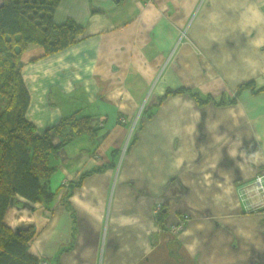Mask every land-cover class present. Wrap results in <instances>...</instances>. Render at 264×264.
Returning <instances> with one entry per match:
<instances>
[{
  "label": "crops",
  "instance_id": "0c3cea01",
  "mask_svg": "<svg viewBox=\"0 0 264 264\" xmlns=\"http://www.w3.org/2000/svg\"><path fill=\"white\" fill-rule=\"evenodd\" d=\"M53 20L83 33L60 52L23 53L26 119L40 135L76 113L96 132L59 149L49 204L9 205L7 227L34 229L29 253L45 264H264V212H244L239 196L264 171V93L251 91L264 87V0H59Z\"/></svg>",
  "mask_w": 264,
  "mask_h": 264
},
{
  "label": "trees",
  "instance_id": "16d2710c",
  "mask_svg": "<svg viewBox=\"0 0 264 264\" xmlns=\"http://www.w3.org/2000/svg\"><path fill=\"white\" fill-rule=\"evenodd\" d=\"M58 3L59 0H2L0 4V264H41L29 253L34 229H10L3 222L5 213L17 196L49 204L55 196L49 183L59 149L84 134L92 139L96 132L89 127L88 118L75 113L39 135L25 116L29 94L21 77L23 53L30 44L41 46L45 55L57 53L75 44L83 33L70 20L60 25L54 22ZM252 86L253 83L241 85L234 96L218 104L235 103L239 92ZM251 91L264 93V87ZM185 92L167 91L165 97ZM191 95L199 103L209 101V97ZM52 136L59 140L58 145L52 143ZM161 212L155 215L158 224Z\"/></svg>",
  "mask_w": 264,
  "mask_h": 264
},
{
  "label": "built area",
  "instance_id": "2783aa9c",
  "mask_svg": "<svg viewBox=\"0 0 264 264\" xmlns=\"http://www.w3.org/2000/svg\"><path fill=\"white\" fill-rule=\"evenodd\" d=\"M143 1L146 4L153 2V0ZM239 196L243 204L242 206L244 212H264V171L256 174V176L251 181H249V183L240 184ZM160 208V206L155 208V215L158 213ZM186 221L187 218L183 217L178 223L170 226L169 232L173 235H177L183 229ZM41 264H45V262L42 261Z\"/></svg>",
  "mask_w": 264,
  "mask_h": 264
},
{
  "label": "rangeland",
  "instance_id": "374dc122",
  "mask_svg": "<svg viewBox=\"0 0 264 264\" xmlns=\"http://www.w3.org/2000/svg\"><path fill=\"white\" fill-rule=\"evenodd\" d=\"M22 62V61H21ZM224 100H225V98H224ZM142 112V111H141ZM261 172H263V171H261Z\"/></svg>",
  "mask_w": 264,
  "mask_h": 264
}]
</instances>
